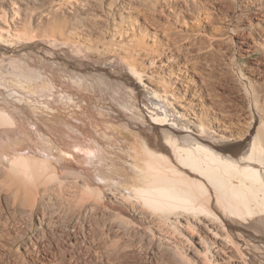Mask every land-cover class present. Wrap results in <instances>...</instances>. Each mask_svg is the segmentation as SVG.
<instances>
[{
	"label": "bare ground",
	"instance_id": "bare-ground-1",
	"mask_svg": "<svg viewBox=\"0 0 264 264\" xmlns=\"http://www.w3.org/2000/svg\"><path fill=\"white\" fill-rule=\"evenodd\" d=\"M55 6L35 19L34 0H0V264H30L15 250L36 221L46 223L51 192L71 205L74 230H88L86 217L101 212L149 244L165 242L171 229L193 264H264V59L251 74L229 72L244 86L221 92L219 77L184 54L208 39L224 42L225 34L211 35L223 25L248 30L236 53L264 58V0H58L62 15ZM66 106L87 113L101 137L116 134L109 124L134 136L131 182L59 158L49 136L66 131L45 116ZM50 121L55 132L40 125ZM86 134L74 155L95 165L104 153L93 143L102 142ZM102 226L98 254L106 264L122 261L134 243Z\"/></svg>",
	"mask_w": 264,
	"mask_h": 264
},
{
	"label": "rangeland",
	"instance_id": "rangeland-1",
	"mask_svg": "<svg viewBox=\"0 0 264 264\" xmlns=\"http://www.w3.org/2000/svg\"><path fill=\"white\" fill-rule=\"evenodd\" d=\"M53 4H55L57 6H55ZM34 5H36L38 8L37 10L34 11L35 16L37 15L35 17V19H39V16H40L41 11H42L41 10L39 13L40 9L45 10L46 8H49L50 6L51 7L55 6L54 9H57L58 15L63 14L61 9L58 7V0H34ZM70 10H71V12H70L71 16H73V17L78 16V12H76L73 9H70ZM55 17L54 18L53 17H45L43 19V21L46 24V23L54 20V23H55V21L57 20ZM219 26H221V28ZM219 26H216L217 29L216 30L214 29L215 31L212 32L213 34H211V35H216L217 31L219 32V33L217 32L218 35L221 33L225 34L224 36H226L227 38L225 37L224 42L217 43L211 37L210 39H212L214 43L208 39L207 42L204 43L203 47L201 45L188 46L187 47L188 50H186L184 52V54L190 60L198 63L199 67L210 72V74L211 73L216 74L215 77L217 79L219 77L220 81H218L219 79L217 80L218 82L216 81V84L218 87L217 89H219V91L223 92V86H224V89L235 88L233 90L236 91L237 89H242L244 85H243L242 81L239 80V78H237L238 76L230 77V75H228L229 72L230 73L231 72H233V73L237 72L236 74H240V73H238V71H239V72H244L245 74H248V73L251 74V72L249 71L250 66L253 65L254 62L261 61L264 58L260 55H253L252 57L251 56L243 57L240 54V52L236 53V52H238L237 51L238 45L236 44L238 37L244 33H247L248 30H244L243 28H240L239 30H237L235 32H231V31L227 30L223 25H219ZM49 27H51V26H49ZM220 30H221V32H220ZM109 34L110 33L106 34L107 38L109 37ZM110 36H112V34ZM108 39H110V38H108ZM201 49H204V50H201ZM234 52L236 55L234 54ZM236 56H238V57L235 58ZM103 57L105 58V57H107V55L95 56V57H93L92 60H93V62H95L97 60L103 59ZM72 64L75 65L76 63L74 62ZM73 65H71L72 68H74ZM77 65H78V63H77ZM95 66L96 65H94L92 67L95 68ZM75 67H76V65H75ZM59 74H61V72ZM220 74L221 75L223 74L225 76H220ZM248 76H250V75H248ZM220 77H222L223 79ZM253 81H255V79H253ZM224 83H226V85H223ZM257 85H258V87L261 88L262 92L264 93V86L262 84H259V83H257ZM45 98L48 99L49 97L46 96ZM64 107L65 106H63L62 108H64ZM66 108H69V107L66 106ZM70 109L71 108H69L68 110L65 109L66 112H64L65 110L62 111L61 109H59L61 115L63 114V116L60 115L61 117L59 115H55L57 117H55L53 115L45 116L46 117L45 120H51L52 119V120L58 121L60 124L58 126L60 128H64L63 130L66 131V135L60 133L61 131H58L56 129L57 126L54 123H52V121L49 122L50 124L48 126L45 123H42V122L40 123V125H42L43 128L47 132H49V131L53 132L54 129H56L55 130L56 132L54 131L55 133H53L52 136L50 135L49 138L52 139L53 141L55 140L54 146L57 149L56 150L54 149V152L56 154H58L59 158L66 160L67 163H70L68 161L72 159V161L75 163V165L80 167V171H83V168H84V170H88V173H90V175H92V176L96 177V175L101 173L100 170L103 169L109 175H117L118 172H120V173L122 172L121 174L124 176H122V178L120 180H119L120 176H118V182L124 181L125 183H128V181H127L128 179L130 180L129 182H131L132 181V175H134L132 172L133 171V164H132L133 160L129 156L130 152H128V151H130V145H128V144H130V142L132 143L134 136L132 137V135H127V134L121 135V133L117 132L116 129L118 128L122 133H124V132H127V131H125V128L120 127L119 125L115 126V125H111V124L107 123L105 125L109 124L110 128L112 130H114V132H116V134L114 133L115 135L110 137V138L109 137L107 138L105 135H104L105 137L104 136L101 137L99 130L102 131V133H103L104 131H103L102 127L99 126L97 129L96 126H94V123H92V121L88 118L89 116L88 115L85 116V114H87V113H84V112H82L76 108L73 110L72 109L70 110ZM78 113H79V115H78ZM93 115H96L97 117L99 116L98 117L99 119H101V118L107 119L108 118V117L102 116L100 114L98 115V112L94 111V110H93ZM255 115H256V117H259L258 113H255ZM52 116H53V118H52ZM117 119L119 120L118 117H117ZM69 127H70V129H69ZM81 131H84L85 134L87 133L86 135H88L91 138H93V136H95L96 138H98L102 142V144H99V143L94 144L93 143V145L98 146V148L100 147V149L104 153V159L102 160L100 158H97L98 163H96L95 165L81 164L82 162L80 161V157L76 154L74 155V153H78V148L76 147V142L80 138V136H81V138L79 140H81L83 137V134H84V133L82 134ZM108 133H110V131ZM103 134H105V133H103ZM69 135H70V137H69ZM117 136H120V137H117ZM74 137L76 139H74ZM102 138H104V139H102ZM96 144H98V145H96ZM71 147H73V148H71ZM68 158H69V160H68ZM52 159L55 160V157H52ZM70 165H71V163H70ZM111 166H113V167H111ZM50 195L53 196L54 198L53 197L51 198ZM58 196L59 195L56 192H51L48 195V197L51 199H49L48 201L45 200V203L47 202V204L43 203V205L45 204L44 205L45 208L44 207L43 208L47 212L46 213V223L42 226L41 229H39V223H38V221H36V224H35L36 228L35 229H37V230L35 233L29 235V237L31 239L28 237L27 239L22 240L19 244L20 246L18 245L16 247L15 251L18 254L19 253L22 255L24 254L26 256V257L25 256L24 257L30 262V264H48V263H50V259H52L53 257L58 260L57 264H62L63 262H64V264H106L105 259L102 258L101 254H98L99 253V246H100L98 244V242L101 243L100 242V235H101L100 231L103 230V228H104L102 226L103 223H104V225H106V228L107 227L113 228L112 233L116 236L121 237V239L124 242L131 244V241H132V243H134L133 247L132 246L131 247L130 246L125 247V249H124L125 252H123L124 255L122 254V258L120 259L122 261L114 262V264H188L189 262H191L190 257L188 260L185 252L183 253V250L181 251L180 244L179 245L177 244L178 242H180L182 240L181 239L182 237L179 234H176L174 231H171V229L168 230L169 231L167 234L168 238L164 239L165 242H163V240H162V243H160V244L159 243L158 244L157 243H150L149 244V242L144 240V238L142 237V234L139 233L138 229H135L136 227L134 228L133 226L130 225L129 227L126 226V227H128V229H127L125 227V225H123L121 223L120 219L116 218V220H115L114 218H108L105 215L103 216V214H101V212H99L100 215L98 214V217L94 216L92 213L89 214L88 217H86V219H87L86 223H87V225H89L90 231H89V229L87 230L88 226L82 230L81 229L80 230H74L73 224L69 221L70 220V212H69L68 208H70L71 205L65 199H62V198H60L61 200L58 199ZM50 200H51V204L48 203ZM61 201H64L65 203L61 202ZM67 204L70 206L67 207ZM50 208L52 211L50 210ZM22 214L23 213L19 214L20 216H18V218L20 217V219L23 220L24 223H26V221H27L29 223L28 225H31V221L30 222L28 221L29 217H28V215H26L27 213H25L23 216H21ZM109 219H111V220H109ZM97 222H99V224H101L100 225L101 227L98 225ZM23 225H25V224H23ZM24 227H26V226H24ZM172 235H173V237H172ZM167 239L169 241H172V242H168ZM171 239H173V240H171ZM31 240L32 241L34 240L33 241L34 244H32V245L30 244ZM36 241H38V242H36ZM169 244H171V245H169ZM179 246H180V248H179ZM188 246L189 245L186 246L187 250L189 248ZM157 247L159 249H157ZM124 258H125V260H124ZM191 263H189V264H191Z\"/></svg>",
	"mask_w": 264,
	"mask_h": 264
}]
</instances>
